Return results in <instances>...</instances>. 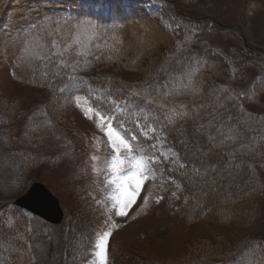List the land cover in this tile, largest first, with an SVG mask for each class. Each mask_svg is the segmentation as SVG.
I'll use <instances>...</instances> for the list:
<instances>
[{"label":"rangeland","instance_id":"1","mask_svg":"<svg viewBox=\"0 0 264 264\" xmlns=\"http://www.w3.org/2000/svg\"><path fill=\"white\" fill-rule=\"evenodd\" d=\"M81 1L84 0H78L76 7L66 11L75 15L82 11L92 12L113 23L130 14L132 7L137 5L136 9L153 16L166 30L181 24L180 19L171 16V9L204 19L198 29L203 32L207 45L225 52L229 57L243 58L238 67L240 77L219 83L240 96L247 112L264 114V91L256 100L252 99L255 97L252 93L255 70L244 65L245 59H251L245 55H249L248 49H264V0ZM224 25L230 26L228 31ZM158 36L152 30L137 33L130 29L126 33L128 47L122 55L126 64L134 63L136 69L125 68L124 65L114 67L115 64L106 69L125 79L141 78L144 71L153 65V60L160 57L165 46L167 39H159ZM3 39L0 35V40ZM150 45H154L153 48ZM140 52H143L141 56L138 55ZM2 59L0 55V113L10 116L11 123L7 139H3L0 132V221L12 220L21 226L18 235L25 239L27 249L17 264H90L94 260L91 253L97 235L107 231L111 224L116 227L112 228L108 241L107 264H127L130 253L154 261L178 260L208 243L227 244L241 238H264V172L257 175L263 189L256 199L260 212L254 225L246 226L234 221L223 223L213 219L186 225L181 219L178 202L180 187L171 173L174 165L178 164L177 155L162 133H149V138L145 139L139 127L143 124L139 120L129 125L126 121L125 127L137 134L138 140L134 143L147 155L158 157V161L151 165L153 172L142 186V189L147 188L146 193L136 200L128 215L119 217L115 215V210L108 212L112 202L107 197L112 186L106 183L104 169L111 150L106 137L97 129L95 118L87 119L83 115L82 107H93L92 103L82 99L81 107H77L76 94L70 96L64 100L65 108L57 115L59 127L41 134L42 124L54 122L53 115L50 117L48 111V117L46 111L55 93L15 79ZM234 63L237 66V62ZM260 65L263 64L260 62ZM198 86L197 81L192 83V88L197 89ZM53 103L56 106L57 101ZM194 104L190 106L193 108ZM120 105L117 103V111ZM123 118L129 119L120 114L114 125L119 127V121H125ZM153 144L155 148L150 147ZM93 155L98 157L97 161L91 160ZM93 164L101 169L100 173L93 172ZM35 181L43 183L59 200L65 215L61 224L50 225L14 206V199ZM201 186L210 188L208 185ZM209 203L212 204V200ZM204 204L198 202L196 210ZM230 207L225 203L220 210ZM232 209L234 212L238 210Z\"/></svg>","mask_w":264,"mask_h":264},{"label":"trees","instance_id":"2","mask_svg":"<svg viewBox=\"0 0 264 264\" xmlns=\"http://www.w3.org/2000/svg\"><path fill=\"white\" fill-rule=\"evenodd\" d=\"M60 6L76 7V1L64 0L60 5H50L45 0H0V35L4 38L0 40L2 60L23 83L55 93L46 111L48 117L49 112L50 117L53 115L54 122L42 124L40 133L59 127L57 115L65 108L64 100L71 97L56 91L66 85L79 84L82 89L79 94L107 109L112 108L117 101L123 102L120 113L129 119L136 117L156 131L163 132L183 163V167L175 171V176L181 183L182 196L186 197L182 206L186 224L213 219L223 223L234 221L246 226L254 225L260 212L256 199L263 189L257 175L264 172V114L247 112L231 89L219 83L240 77L238 67L243 58H232L225 52L210 48L203 32L198 29L204 22L202 20L181 16L171 9L172 15L178 17L181 24L175 29L166 30L160 27L153 16L136 9V5L132 7L128 18L114 27L101 29L95 25L97 35L92 40L88 55L77 56L78 46H73L69 59L79 60L75 71L58 67L57 57L45 63L20 62L25 36L35 35L44 29L54 30L57 26L67 36L74 22L80 21V17L75 18L74 22L66 20ZM78 14L83 16V12ZM229 27L224 26V29L228 31ZM130 29L137 33L152 30L159 35V39H167L160 57L155 59L151 56V59H155L153 65L144 71L141 78L134 80L125 79L106 69L114 64V67L124 65L125 68L136 69L134 63L126 64L122 55L128 47L126 33ZM50 39L46 37L45 42ZM150 46L153 48L154 45ZM248 51L249 55H245L255 60L245 59L244 65L255 70L252 81L255 97L252 99L256 100L264 91L257 81L258 77L264 79V52L256 49ZM234 62H237V66ZM189 73L191 88H185L184 85L189 84ZM69 76L75 80L70 81ZM195 81L199 83L197 89L192 88ZM152 84L167 85L169 89L179 86L183 94H170L167 98L156 99L157 93L149 88ZM164 91L166 89L161 87V92ZM229 96L233 99H229ZM53 99L57 101L56 106ZM191 103H195L193 108ZM161 104H167L169 108H179L184 104L191 114L184 120L177 118L169 123L165 108L159 106ZM196 112L199 113L198 118H195ZM10 118L4 112L0 113V128L5 137L9 135ZM230 136L234 138L230 139ZM247 142L249 145H246ZM201 185L210 188L204 189ZM198 202H205L200 210L195 208ZM225 203L231 207L221 211L220 207ZM232 207L237 208V212ZM21 230V226L14 221L0 222V264H14L22 255L25 243L18 235ZM253 248L256 250L253 255L259 260L260 256H264V239L254 244L249 238L235 239L227 244L208 243L178 260L154 261L130 253L129 264H233L242 253Z\"/></svg>","mask_w":264,"mask_h":264},{"label":"snow or ice","instance_id":"3","mask_svg":"<svg viewBox=\"0 0 264 264\" xmlns=\"http://www.w3.org/2000/svg\"><path fill=\"white\" fill-rule=\"evenodd\" d=\"M69 35H65L59 26L53 29H44L42 32H38L35 35L28 34L23 38L24 47L21 50L19 59L21 62H36L41 63L51 62L53 57L58 58V67L71 68L73 71L79 65V60H70L71 50L73 46L79 47V55H88L90 43L94 37H96V26L91 22H81L76 24L73 28L68 29ZM74 33V34H73ZM51 38L48 42H45V38ZM69 39L71 42H68ZM63 44V47H62ZM98 47V45H97ZM46 74V73H44ZM70 81H74L75 78L69 76ZM189 84L184 85L185 88H191V73L188 74ZM260 87H264V79L257 78ZM161 87H164L166 91L161 92ZM149 88L153 89L157 96L156 99L161 97L167 98L170 94L181 95L183 92L179 89V86H174L169 89L167 85L152 84ZM61 92L77 93L82 89L79 84L73 83L70 87L68 85L65 88L60 89ZM195 91V90H193ZM227 91V90H225ZM139 95V93H138ZM219 98V97H217ZM229 99L233 97L229 96ZM252 97H250L251 99ZM77 107H81L82 99L87 100L89 97H82L81 95L74 96ZM165 108L167 112V118L169 123H173L177 118L184 120L190 116L188 108L181 104L179 108L173 106L168 107L167 104L159 105ZM223 105H220L222 107ZM199 107H205L200 105ZM82 112L85 118L96 120V127L107 139L108 147L111 150L110 158L106 161V167L104 172L106 174V183L111 185V192L108 194V199L111 200V208L107 211L111 212L115 210V215L119 217H125L128 215V210L135 204L139 193L142 190L143 184L149 179V175L153 172L152 164L158 161V157L154 155H147L145 150L139 147L136 143L138 140L137 134L131 132V130L125 127V121H119V127L114 125V122L118 120L116 114H104L91 106L82 107ZM199 117V113H195V118ZM31 119V118H30ZM141 133L145 139L149 138V133H154L155 128H150L147 125H139ZM230 139L234 137L230 136ZM151 148H155L156 145H150ZM92 161H97L98 157L92 156ZM183 167V165H181ZM93 172L100 173L101 169L93 164ZM159 202V200L157 201ZM147 203V198H145ZM111 220V216L108 217ZM116 227L115 224H111L107 231L102 234H98L94 242V250L91 255L94 260L90 264H107L108 255L107 247L110 236L112 235V228ZM255 249H250L248 252L242 253L233 264H264V256H260L259 260L253 255Z\"/></svg>","mask_w":264,"mask_h":264},{"label":"water","instance_id":"4","mask_svg":"<svg viewBox=\"0 0 264 264\" xmlns=\"http://www.w3.org/2000/svg\"><path fill=\"white\" fill-rule=\"evenodd\" d=\"M15 204L53 223H59L63 216L58 199L41 182H33Z\"/></svg>","mask_w":264,"mask_h":264}]
</instances>
